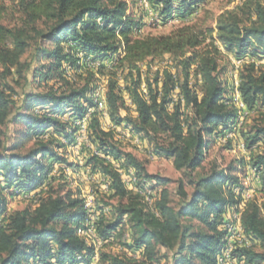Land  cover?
Returning a JSON list of instances; mask_svg holds the SVG:
<instances>
[{
    "label": "trees",
    "instance_id": "1",
    "mask_svg": "<svg viewBox=\"0 0 264 264\" xmlns=\"http://www.w3.org/2000/svg\"><path fill=\"white\" fill-rule=\"evenodd\" d=\"M203 1L147 3L161 22H185ZM128 9L127 0H18V16L10 25L4 22L7 8L0 4V264H92L94 248L79 236L88 216L80 188H68L62 171L57 178L53 174L64 167L74 172L83 167L90 178L107 184L102 189L94 180L91 192L116 200L102 201L114 217L98 220L99 238L115 236L124 225L131 231L127 248L138 257L101 249L98 264H162L168 252L173 264H217L226 234L224 215L242 200L238 172L249 168L258 174L262 202L253 198L245 204L240 222L253 246L237 247L232 256L244 264H264V126L255 125L244 135L248 159H234L225 167L212 162L206 173L194 176L213 139L230 130L237 118L233 84L228 89L220 78L223 53L253 59L239 70L237 90L248 113L264 111V72L254 63L264 58V4L244 0L218 14L214 27L183 23L168 34L142 37L136 36L142 22ZM32 46V60H22ZM118 53L121 57L106 67V60ZM164 55L171 57L172 68L152 72L148 63L140 71L139 64ZM87 57L100 65L87 66ZM33 62L34 81L62 84L23 92L15 107L16 92L7 79L22 78ZM100 77L107 78L106 111L115 129L104 130L95 109L87 137L93 149L84 147L83 164H73L61 151L76 143L75 122L88 107L96 108L93 93ZM193 78L201 81L200 95ZM127 105L135 116H120ZM8 123L20 127L11 146L5 142ZM120 131L147 141L153 157L172 160L182 172L185 180H177L175 205L166 187L169 178L149 173L145 161L124 150L115 138ZM26 141L32 145L20 151ZM258 144L261 150L252 152ZM129 169L139 191L151 190L152 205L126 188L120 170ZM43 188L37 205L8 210V197ZM256 245L261 249L256 251Z\"/></svg>",
    "mask_w": 264,
    "mask_h": 264
},
{
    "label": "rangeland",
    "instance_id": "2",
    "mask_svg": "<svg viewBox=\"0 0 264 264\" xmlns=\"http://www.w3.org/2000/svg\"><path fill=\"white\" fill-rule=\"evenodd\" d=\"M243 1L244 0H204L198 6L193 16L189 18V20H186L184 22V21L179 20V18H171L167 20L166 22H161L157 11L149 7L147 0H144L146 4L142 0H127L128 5H129V9H128L129 15L133 17L135 20H140L142 22L141 30L139 31V33H136V36H139V37H142L148 34L150 35L168 34L172 30L176 29L178 26L182 25L183 23L196 22L198 25L200 24L202 26L214 27L215 19L218 14H220L222 11L226 9L231 10V9L238 8L242 4ZM17 2L18 0H0V4L5 5L7 8L6 17L4 21L5 24L12 25L15 19L17 18L18 16ZM260 2L264 4V0H260ZM33 50L34 49L32 46L23 55L22 60H27L28 62L31 61L32 54L34 52ZM119 57H121V54L119 53L111 56L110 58L106 60L105 66L106 67L113 66ZM246 59H245L246 62L241 64L240 69L242 68L244 64L253 62V59H250L248 57ZM235 60L236 58H234L232 55H226L225 53H223V56L221 57V60H220V65L225 66V70L221 74L220 78L222 79V81L224 82V84L226 85L228 89L230 88V85L233 84V100H234L236 109L239 110V113L241 114L240 115L241 123L239 122L237 125L236 123H234L230 131L228 130L223 136H221L220 138H216L215 141L213 139V142H211L209 149L206 152V156H205V159L201 167L196 169L194 172V176L196 177L206 173L209 170L212 162H216L220 166L225 167L230 161L234 159H238V158L248 159L249 152L246 151V148L243 144L244 135H246L250 130H252V128L255 125L264 126V111H261V112L255 111L251 113L247 112L245 117H243L242 119V114L244 113V106L239 108L238 105L236 104L237 103L236 100L234 99L235 76L238 79V73L240 70V69H238L237 71L235 70V67H234ZM85 62L87 66L92 67V68L100 65L98 61H92L90 60V58L86 59ZM148 63L151 64L152 72L156 69H159V68L161 69L164 66H169V68H172V59L168 55H164L162 58H156L151 61H146V62L139 64L138 66L140 68V71L142 72L145 71ZM254 63L258 65V70H262L264 72V58L260 60H256L254 61ZM83 64L84 63L82 62L81 65ZM34 66H35L34 62L30 63V69L29 70L27 69V71H25L22 78H19L14 75L7 79V82L13 86L16 92V94L12 97L15 103V107L19 105V102H20L19 98L23 92L40 91L48 86H58L62 84V82L55 81L54 79L48 80L47 83L41 82L40 84L37 81H34V79L32 78V68H34ZM172 71L174 70L172 69ZM15 80H17V82H15ZM191 81L194 84L195 90L200 95L201 81L198 80L197 78H193L191 79ZM118 83L120 84V86H123V81L121 79H119ZM95 84H96V89L94 90V93H93V100L97 103V105H96V108L95 107L94 108L97 110H100V116H101L100 118L102 121L103 129L113 130L115 129V126L113 125L112 122L111 123L113 126L107 125L106 119L102 114V109H100L101 104H102V108L106 109L105 91L107 87V78L100 77V79L96 81ZM141 87L145 88V84L143 82L141 84ZM100 92L102 93L101 99H100ZM228 92L230 91L227 90V94H229ZM94 94H98V97H95ZM95 98H97L98 100L97 99L95 100ZM127 104L128 105L130 104L129 101H127ZM128 105L126 109H123L120 111V116L123 117L126 114L135 116V113L132 107ZM13 111H15V109H13ZM237 116H238V112H237ZM106 118L107 120H110L107 111H106ZM18 128L20 127L18 125H14L13 123H8L5 126V132H6L5 142L7 146H11V144L16 142L17 135L15 133V130ZM81 135L82 134H80L79 128H78V131L75 134V141H76L75 145L67 147L65 151H61L63 152L67 160L69 162H72L73 164H77L78 162H80V164H83L82 154L85 153V150L83 149L84 147H90L91 149H93L92 146L88 145L87 140L85 142L83 141V139L78 140V137H80ZM115 138L122 142L121 146L124 150L132 152L137 158L145 161L146 169L149 173L157 174L159 176L169 178L170 181L166 185V187L170 192L171 202L172 204L175 205L179 199V197L176 194L177 180L179 178H183L185 180V178L183 177V174L181 171H177L173 167L172 160L153 157L151 155V146L147 141L144 140V141L139 142V139L137 136L131 137L127 132H124V133L122 131L117 132V134L115 135ZM230 140H231V143L229 144L228 141ZM31 145H32V141H26L24 143V147H22L20 151H25ZM227 145L232 146V148L228 150ZM259 150H261L260 144H258L255 148H253L252 152L257 153ZM59 172H61V174L64 177H66V181L69 182L70 186L68 188H71L73 190H75L78 187L80 188V197H82V199H87V191L89 192L90 199L94 201L96 212L99 214L100 219L103 216L108 220L114 217L111 207L107 205H103L102 201L104 200V201L109 202V204H115L116 200L108 199L105 195L103 199H101L102 198L101 194H99L98 197H96L95 194L91 192L90 182L95 180V184L97 182L101 183L102 189L107 188L106 183L102 184L100 179L96 176H94L93 178H90L89 173L85 171L83 167H80L77 172L72 171V169L69 167H64V169H61L58 171L54 170L53 174L56 178L60 174ZM120 172L122 175V179L124 178L128 179V183H124L126 188L128 190L140 192L135 186L137 179H136L134 171L129 169L128 171L120 170ZM256 176H258V174H256ZM256 176L254 174V171H251L249 168L245 169L244 171L238 172L239 181L243 188L242 193H241L243 197H242L241 202L238 205L231 207L226 211L224 215V222L226 219L227 220L229 219V223L234 225L236 228L239 223L241 226L240 216H241V212L243 211L245 207V204L253 198H256L259 203L262 202V194L258 190V187L256 184V180H257ZM160 187L161 186H158V188L156 189H159ZM185 189L187 190L188 193L191 192V187L189 185H187ZM41 190L42 191L39 190V192L35 193V195H33L32 197H26L27 194H21V193L15 196H12V197H8L7 198L8 210L23 209L25 207H31V206L37 205L39 202L38 200H40L45 195L46 188H43ZM148 190L150 191V189ZM148 190L141 191L142 192V193L140 192L141 195H143L144 193L147 194ZM235 191L239 192V189L235 188ZM247 196L249 197L247 198ZM97 200H98V203H100L101 208L97 207ZM151 202L153 203V198ZM130 233L131 231L129 227L124 225L120 229V232L117 233L115 236H113L109 242L97 246V256L95 257V259H93V264H98L99 251L101 249L105 250V252L107 253L120 254L123 256H127V257L137 258L138 256L132 251H130L129 248H127V244L131 240ZM228 238L229 237H225L226 240L224 239V245L221 251L227 247L225 245L229 243ZM246 238L249 239V237H246ZM249 242L253 243L252 241H250V239H249ZM252 246L253 244H251L250 247ZM254 249L258 251L261 248L258 245H256ZM94 250L96 251V247ZM172 255H173L172 252H168L167 258L162 261V264H173ZM219 256L221 255L219 254L218 257ZM232 264H238V262H234Z\"/></svg>",
    "mask_w": 264,
    "mask_h": 264
},
{
    "label": "bare ground",
    "instance_id": "3",
    "mask_svg": "<svg viewBox=\"0 0 264 264\" xmlns=\"http://www.w3.org/2000/svg\"><path fill=\"white\" fill-rule=\"evenodd\" d=\"M82 58V57H81ZM246 58H243V59H236L235 61H234V67H235V70L237 71L238 69H240V66H241V64H243L244 62H246V60H245ZM83 60V59H82ZM86 60V59H85ZM84 60V61H85ZM237 60H240V61H237ZM233 61V60H232ZM259 62V61H258ZM261 62V61H260ZM84 63H86V62H84ZM237 82H238V79H237V77L235 76V81H234V84H235V86H234V99L236 100V104L238 105V107L240 108V107H243V103L241 102V99H240V96H239V94H238V91H237ZM141 91H142V93H144V94H146V89L144 88V87H141ZM95 95V97H98V94H94ZM97 98H95V100H96ZM98 100V99H97ZM94 107H88L87 109H86V112H85V115H84V117L81 119V120H78V121H76L75 123H76V125L78 126V123H84L85 122V116H88V115H90L91 116V114L93 113V111H94ZM237 112H238V116H237V118H236V120H235V123H236V125L241 121V117H240V113H239V110H237ZM91 113V114H90ZM241 123V122H240ZM113 126V125H112ZM236 127H238V126H236ZM78 128H79V132H80V134H82V126H78ZM111 129V128H110ZM230 131V130H229ZM229 133V132H228ZM84 136H85V141L87 140L88 141V138H87V136H88V123H86L85 124V128H84ZM135 178V177H134ZM131 181H133V180H131ZM135 183V182H134ZM135 186H137V185H135ZM104 187V186H103ZM154 188V187H153ZM40 191H42V190H40ZM141 192V191H140ZM142 193V192H141ZM151 194H152V192H151V190L149 191H147V194L146 193H144L143 195H142V197H143V199L145 200V201H147L149 204H151L152 202H151V200H152V196H151ZM33 195H35V194H27V196L26 197H32ZM37 195V194H36ZM38 195H39V193H38ZM82 196H83V194H82ZM243 197V196H242ZM249 196H247V198H248ZM82 198V197H81ZM32 199V198H31ZM40 199V198H39ZM39 201V200H38ZM92 201V200H91ZM36 202V201H35ZM34 204V203H33ZM92 204H93V209H91V222H92V227H91V231H89V230H87V224H88V222H89V218H90V206H89V203H88V199H83V205H84V207H85V209H86V211H87V214H88V216H87V218H86V220L82 223V229L79 231V236H81V238L82 239H84V241L88 244V245H90V246H94V249H95V247H96V254H95V257L97 256V246H99V245H102V244H104V243H107V242H109L111 239H112V237L110 236V238H108V239H106V240H97V238H96V236H97V234H96V227H97V222H98V220L100 219V217H99V214L96 212V208H95V204H94V201H92ZM237 209V208H236ZM237 211V210H236ZM239 211V210H238ZM237 215V214H236ZM236 218V217H235ZM234 221V220H233ZM237 221V220H236ZM234 223V222H233ZM223 227V226H222ZM224 228H225V232H226V234H225V237H229L228 238V240H229V243H227L225 246H227L224 250H222L221 251V253H220V255L221 256H219L218 258H217V264H226V256H229V254H230V248H231V243L233 242V238H234V236L236 235V230H237V228L234 226V225H232L231 223H229V219L227 220H225V222H224ZM240 228H241V230H242V232L244 233V231H243V228H242V226H240ZM245 234V233H244ZM246 236H245V242L247 243V247L246 248H249L250 246H251V244H253V243H251V242H249V239H247L246 237H249V236H247V234H245ZM101 239V238H100ZM226 240V239H225ZM251 241V240H250ZM98 244V245H97ZM95 259V258H94ZM97 263V262H96ZM232 263H234V262H229L228 264H232Z\"/></svg>",
    "mask_w": 264,
    "mask_h": 264
},
{
    "label": "built area",
    "instance_id": "4",
    "mask_svg": "<svg viewBox=\"0 0 264 264\" xmlns=\"http://www.w3.org/2000/svg\"><path fill=\"white\" fill-rule=\"evenodd\" d=\"M144 2V0H142ZM145 3V2H144ZM146 4V3H145ZM88 59V57H87ZM237 61H240V60H237ZM106 63V62H105ZM100 64V63H99ZM237 87H238V82H237ZM236 87V88H237ZM238 91V90H237ZM239 94V93H238ZM102 97V93L100 92V99ZM242 102V100H241ZM243 103V102H242ZM243 106H244V113L242 114V119L243 117H245V115L247 114V110L245 109V105L243 103ZM100 109H102V114L103 116L105 117L106 119V123L108 126H112V123L110 120H107L106 118V109L105 108H102V104H101V107ZM91 114V113H90ZM90 120V115L88 116H85V122L84 123H78V126H82V135L80 137H78V140L79 139H83V141L85 142V136H84V128H85V124L88 123V121ZM124 133V132H123ZM126 134V133H125ZM77 140V141H78ZM63 167V166H61ZM255 176H256V173L254 172ZM257 180H258V176H256ZM123 183H128V179L124 178L122 179ZM39 192V190L35 191V192H31V193H24V194H35ZM87 199H88V203H89V206H90V218H89V222L87 224V230L91 231V227H92V222H91V209H93V204H92V201L90 199V196H89V192L87 191ZM97 240H104V239H100L98 236H96ZM237 247H247V243L245 242V234L242 232L241 228H240V223L237 225V230H236V235L234 236L233 238V242L231 243V248H230V254L229 256H226V264H228L229 262H238V264H243L242 260L241 261H236L233 256H232V252L234 249H236ZM95 253H93V259L95 258ZM92 264H93V260H92Z\"/></svg>",
    "mask_w": 264,
    "mask_h": 264
}]
</instances>
